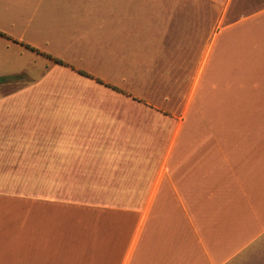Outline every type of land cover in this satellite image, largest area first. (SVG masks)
I'll list each match as a JSON object with an SVG mask.
<instances>
[{
    "label": "crops",
    "instance_id": "1",
    "mask_svg": "<svg viewBox=\"0 0 264 264\" xmlns=\"http://www.w3.org/2000/svg\"><path fill=\"white\" fill-rule=\"evenodd\" d=\"M211 1L193 41L173 0H52L40 25L104 78L52 104L0 100V264H264V36L257 74L223 64L244 28L264 31V0L218 19Z\"/></svg>",
    "mask_w": 264,
    "mask_h": 264
},
{
    "label": "rangeland",
    "instance_id": "2",
    "mask_svg": "<svg viewBox=\"0 0 264 264\" xmlns=\"http://www.w3.org/2000/svg\"><path fill=\"white\" fill-rule=\"evenodd\" d=\"M21 1L0 0V81H2L0 82V100L7 103L40 100L52 104L58 99H68L70 93L74 94L72 89L78 91V84L86 83V85H93L92 87H94L97 82L102 83L101 80L104 77L98 74L96 76L90 75L92 72H96L95 69H97L99 61L92 63L75 58L66 48L68 47L67 43H69L68 37L59 36L60 34H55V32L51 34L48 29L40 25L46 8L48 6L53 7L52 0L43 1L39 10H35L39 1H31L35 5L33 8L29 7L28 10L22 8ZM229 1L217 0V19L223 14L220 9ZM173 3L175 9L177 7L181 9L182 4L185 8L190 9L189 20L183 30L185 35L196 41L200 32H204V30L207 32L209 28L207 24L208 15L213 12L211 0H173ZM240 12L241 15L246 14V11ZM51 14H53V8ZM185 20H187L186 16ZM176 30L175 26V35L177 34ZM178 33H182L180 28ZM262 36H264L262 27H257L256 31H253V35L251 30L244 28L235 36V41L230 43L232 48H237L236 54L231 50L226 57L228 59L223 64H227V66L236 65L238 73L244 74V76L252 73L257 74L256 70L259 69L253 65L255 57L259 55V53L257 54L259 49H252L253 42L251 43V41L254 39L256 41ZM179 63H181L180 60H174L172 67L174 97L178 94L185 97L187 92L182 93L181 90H177L181 86L178 83H181L183 79L185 80ZM221 73L222 71L217 72V101L223 99V95L220 93V86L223 83H220L219 79L223 82L225 79L220 75ZM196 78V75L189 77V89L192 90ZM113 79L107 78L108 82L111 83L109 86L113 84L120 88L124 87L123 89L128 91L130 86L120 85L116 79H114L115 81ZM156 84L163 89L167 86V84L163 86ZM189 89L187 91L191 96L192 91ZM135 93L139 97L143 95L140 90L129 94L134 95ZM10 106L11 104H6L4 110H10ZM183 110L185 107L180 108V112ZM45 193L46 195H53V189L46 188ZM163 206L164 204L161 205V207ZM70 257L73 259L71 251L65 254L62 264H70Z\"/></svg>",
    "mask_w": 264,
    "mask_h": 264
},
{
    "label": "trees",
    "instance_id": "3",
    "mask_svg": "<svg viewBox=\"0 0 264 264\" xmlns=\"http://www.w3.org/2000/svg\"><path fill=\"white\" fill-rule=\"evenodd\" d=\"M0 82H2V81H0Z\"/></svg>",
    "mask_w": 264,
    "mask_h": 264
}]
</instances>
